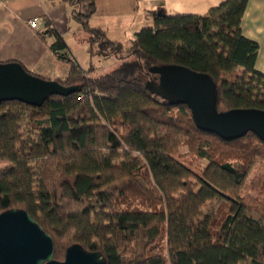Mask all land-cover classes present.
Segmentation results:
<instances>
[{"label":"trees","instance_id":"16d2710c","mask_svg":"<svg viewBox=\"0 0 264 264\" xmlns=\"http://www.w3.org/2000/svg\"><path fill=\"white\" fill-rule=\"evenodd\" d=\"M64 1L88 3L76 19L91 45L120 64L94 76L47 22L39 37L54 38L50 51L70 68L56 81L78 92L41 107L0 104V163L13 165L0 171V214H30L52 237L59 262L78 244L104 264H264V206L257 219L241 194L264 161V143L253 133L225 141L201 131L187 106L147 88L159 78L151 68L177 65L215 81L219 112L264 111L259 45L242 34L249 0H228L204 16L151 12L153 26L129 47L90 26L93 0Z\"/></svg>","mask_w":264,"mask_h":264},{"label":"water","instance_id":"95a60500","mask_svg":"<svg viewBox=\"0 0 264 264\" xmlns=\"http://www.w3.org/2000/svg\"><path fill=\"white\" fill-rule=\"evenodd\" d=\"M164 16L163 13H158ZM150 73L159 76L149 82L151 93L169 105H184L192 113L197 128L218 135L225 141H236L255 134L264 143V111L235 109L219 112L217 86L207 74L188 68L156 66ZM77 88H66L28 72L18 62L0 63V104L18 101L41 107L51 96H68ZM52 237L24 210L0 214V264H104L99 252H89L76 244L67 249L65 260L54 259Z\"/></svg>","mask_w":264,"mask_h":264},{"label":"crops","instance_id":"0c3cea01","mask_svg":"<svg viewBox=\"0 0 264 264\" xmlns=\"http://www.w3.org/2000/svg\"><path fill=\"white\" fill-rule=\"evenodd\" d=\"M93 1L95 12L90 19L91 27L102 29L108 38L110 32H123L133 40L143 28L153 26L151 12L162 9L168 16H204L228 0ZM88 11L87 4L84 13ZM78 13L77 4L64 0H0V63L18 62L28 72L48 80L66 79L69 65L59 61L50 51L54 38L47 37L44 43L39 34L47 29V22L53 25L70 48V58L80 65L69 44V40L76 43L79 31L87 33L76 19ZM32 18L42 20L37 31L27 24ZM241 26L243 36L259 45L256 69L264 74V0H249ZM71 34L75 36L70 37ZM80 44L90 51L87 41Z\"/></svg>","mask_w":264,"mask_h":264},{"label":"rangeland","instance_id":"374dc122","mask_svg":"<svg viewBox=\"0 0 264 264\" xmlns=\"http://www.w3.org/2000/svg\"><path fill=\"white\" fill-rule=\"evenodd\" d=\"M87 4L88 3L86 2H83L82 4L77 3V11L78 12L87 11ZM122 33L115 34L114 32H110L109 38L114 41L122 42L124 46L129 47L131 41L130 37L128 36V34L124 35ZM73 35L75 36V34H71L70 37H72ZM77 37H76V43L74 41L69 40V44L72 47V51L77 56L80 65L85 70H88L93 67L95 68V72H96V74L93 75L100 76L115 70L119 66L120 62L112 54L108 52H101L98 50V46H97L98 42L95 41L91 45L90 35L88 33H84V31L80 33L79 31ZM86 41L87 43H89L88 45L90 51L88 52L86 51L87 49L84 46L82 47L81 46L82 44H80ZM44 141L47 149L50 152H53L54 151L53 136L49 133L45 134ZM180 152L181 154H188L189 149L186 147L181 148ZM197 165L198 162L195 163V166ZM199 165L200 168H205L208 165V162L203 161L199 163ZM12 167L13 165L9 163H0V171L2 173L8 171ZM241 194L244 198H246L248 205L254 212V216L257 219L262 220L259 214L264 206V161L263 160L259 161L258 164H256L250 171L249 177L245 183V186L243 187V190L241 191ZM208 206L209 207L205 210V212L211 210L213 206H216V204L212 203L209 204ZM262 222L264 224V220H262ZM245 264H251V263L248 262Z\"/></svg>","mask_w":264,"mask_h":264},{"label":"built area","instance_id":"2783aa9c","mask_svg":"<svg viewBox=\"0 0 264 264\" xmlns=\"http://www.w3.org/2000/svg\"><path fill=\"white\" fill-rule=\"evenodd\" d=\"M27 24L31 30L37 31L42 24V20L40 18H32L27 22Z\"/></svg>","mask_w":264,"mask_h":264}]
</instances>
